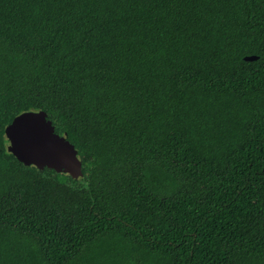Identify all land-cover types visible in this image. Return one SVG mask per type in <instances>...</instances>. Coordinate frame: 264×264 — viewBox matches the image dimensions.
<instances>
[{"label": "trees", "instance_id": "1", "mask_svg": "<svg viewBox=\"0 0 264 264\" xmlns=\"http://www.w3.org/2000/svg\"><path fill=\"white\" fill-rule=\"evenodd\" d=\"M0 264H264V0H0Z\"/></svg>", "mask_w": 264, "mask_h": 264}, {"label": "water", "instance_id": "2", "mask_svg": "<svg viewBox=\"0 0 264 264\" xmlns=\"http://www.w3.org/2000/svg\"><path fill=\"white\" fill-rule=\"evenodd\" d=\"M256 59V56L243 58L246 62ZM33 117L37 118L39 124L45 128L48 138L58 142L55 146L49 143L48 139L32 132H28L24 136L16 134L18 122ZM2 142L7 152L23 165L32 166L38 171L47 169L56 174H64L76 181H79L83 176L81 156L65 136L55 133L52 123L47 120L46 114L42 111L24 112L13 118L2 133Z\"/></svg>", "mask_w": 264, "mask_h": 264}, {"label": "snow or ice", "instance_id": "3", "mask_svg": "<svg viewBox=\"0 0 264 264\" xmlns=\"http://www.w3.org/2000/svg\"><path fill=\"white\" fill-rule=\"evenodd\" d=\"M28 132L35 133L42 138L48 139L49 143H52L55 146L56 143L53 139L48 138L47 132L43 126L38 122L37 118H25L18 122L16 125V134L19 136H24ZM15 138V137H14Z\"/></svg>", "mask_w": 264, "mask_h": 264}]
</instances>
